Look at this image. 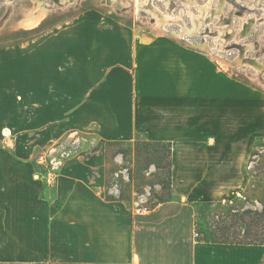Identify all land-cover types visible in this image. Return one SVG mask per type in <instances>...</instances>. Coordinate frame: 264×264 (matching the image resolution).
Here are the masks:
<instances>
[{
    "label": "crops",
    "instance_id": "crops-1",
    "mask_svg": "<svg viewBox=\"0 0 264 264\" xmlns=\"http://www.w3.org/2000/svg\"><path fill=\"white\" fill-rule=\"evenodd\" d=\"M72 32L0 51V264H264V245L203 239L194 208L246 190L264 129L256 87L170 37L109 22ZM86 130L167 144L177 199L139 215L107 197L104 163L37 168Z\"/></svg>",
    "mask_w": 264,
    "mask_h": 264
},
{
    "label": "rangeland",
    "instance_id": "rangeland-1",
    "mask_svg": "<svg viewBox=\"0 0 264 264\" xmlns=\"http://www.w3.org/2000/svg\"><path fill=\"white\" fill-rule=\"evenodd\" d=\"M156 18L169 21L158 28ZM78 22H109L124 26L130 38L166 36L207 53L227 74L255 86L264 109V0H0V51L48 34L72 36ZM257 136L246 190L194 206L203 239L264 245V129ZM76 158L106 164L107 197L133 212L177 199L167 144L102 141L92 130L76 131L36 155L35 163L41 169Z\"/></svg>",
    "mask_w": 264,
    "mask_h": 264
},
{
    "label": "built area",
    "instance_id": "built-area-1",
    "mask_svg": "<svg viewBox=\"0 0 264 264\" xmlns=\"http://www.w3.org/2000/svg\"><path fill=\"white\" fill-rule=\"evenodd\" d=\"M45 159H46L45 156H42V157H41V161H45ZM136 212H137V214H139V215H143V214L149 212V208H147V207H143V208L138 209Z\"/></svg>",
    "mask_w": 264,
    "mask_h": 264
},
{
    "label": "bare ground",
    "instance_id": "bare-ground-1",
    "mask_svg": "<svg viewBox=\"0 0 264 264\" xmlns=\"http://www.w3.org/2000/svg\"><path fill=\"white\" fill-rule=\"evenodd\" d=\"M40 19V18H39ZM157 19V18H156ZM38 20V19H37ZM165 20L169 21L168 18H166ZM165 20H160L157 19V24H158V28H162V26H164ZM164 30V29H163ZM167 31V30H166ZM180 37V36H179ZM180 39V38H179ZM210 51V50H209Z\"/></svg>",
    "mask_w": 264,
    "mask_h": 264
}]
</instances>
